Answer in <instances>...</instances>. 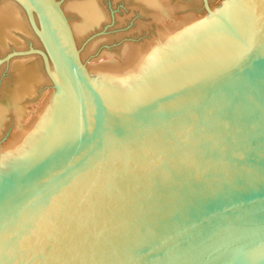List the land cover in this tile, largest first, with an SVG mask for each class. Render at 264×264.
Instances as JSON below:
<instances>
[{"label": "water", "instance_id": "water-1", "mask_svg": "<svg viewBox=\"0 0 264 264\" xmlns=\"http://www.w3.org/2000/svg\"><path fill=\"white\" fill-rule=\"evenodd\" d=\"M14 1L46 52L0 64L39 54L78 136L0 173V264H264V0H235L247 34L224 60L163 71L115 115L58 3Z\"/></svg>", "mask_w": 264, "mask_h": 264}, {"label": "bare ground", "instance_id": "bare-ground-1", "mask_svg": "<svg viewBox=\"0 0 264 264\" xmlns=\"http://www.w3.org/2000/svg\"><path fill=\"white\" fill-rule=\"evenodd\" d=\"M54 1L110 115L136 103L145 84L163 71L190 66L185 71L189 74L224 60L243 41L248 28L246 15L235 0H223L201 18L194 12L179 16L180 8L171 0ZM25 13L14 0H0V58L27 49L28 44L46 52ZM110 21L115 28L129 25L126 31L144 40L126 39L116 49L103 46L112 40L109 32L101 31ZM115 36L119 39L123 33ZM49 65L58 80L50 59ZM76 127L65 94L47 76L39 54L16 55L0 64L1 174L15 180L28 175L39 162L69 147L78 136Z\"/></svg>", "mask_w": 264, "mask_h": 264}, {"label": "rangeland", "instance_id": "rangeland-1", "mask_svg": "<svg viewBox=\"0 0 264 264\" xmlns=\"http://www.w3.org/2000/svg\"><path fill=\"white\" fill-rule=\"evenodd\" d=\"M170 1V0H169ZM195 1H197V0H171L170 2L171 3H173V4H177V6H178V8H180V9H178L177 11V14H179V16L181 15H187V14H189V13H191V12H194L193 14H194V16L195 17H203V16H205L206 14H207V10H206V4L208 5V7H209V9L210 8H213V7H216V6H218L223 0H206V2H205V0H199L198 1V3L199 4H197L196 5V3H195ZM182 3V4H181ZM184 3V4H183ZM107 4H110V0H108V3ZM186 4V5H185ZM121 6V8H122V4H118V6L117 7H119L120 8V6ZM195 5V6H194ZM110 8H111V6H115V5H108ZM112 7V8H113ZM189 7V8H188ZM120 8V9H121ZM126 8V7H125ZM127 9V8H126ZM192 14V13H191ZM25 15H26V13H25ZM197 15V16H196ZM26 17H27V15H26ZM113 24V22L112 21H110L109 22V24H106L105 25V27L103 28V29H101V31H105V32H109L110 33V35H111V37H112V40L111 41H109V42H106L105 44H103V46H105V47H109V48H111L112 47V49H116V48H118V46H119V44L121 43V42H123V41H125L126 39L127 40H133L134 38H138V40L137 41H135V43L136 42H140V41H142V40H144V39H142V37L140 38V35L138 36H136V35H134V34H129L127 31H128V27H129V25H125V26H123V27H120V28H115V26H112V24ZM110 25V26H109ZM113 28V29H112ZM119 29V30H118ZM127 30V31H126ZM100 31V32H101ZM121 31V33H123V37L121 36V37H118L119 39H117V37L115 36L116 34H117V32H120ZM126 32V33H125ZM128 33V34H127ZM145 35V34H144ZM144 35H141V36H144ZM115 36V38H113ZM129 36V37H128ZM131 36V37H130ZM135 39V40H136ZM140 39V40H139ZM33 46V47H36V46H34V45H32V44H28L26 47H28V46ZM25 47V48H26ZM39 48H41V47H39ZM34 55H37V54H34ZM3 71H5V69L3 70ZM3 74H6L5 72L3 73Z\"/></svg>", "mask_w": 264, "mask_h": 264}]
</instances>
